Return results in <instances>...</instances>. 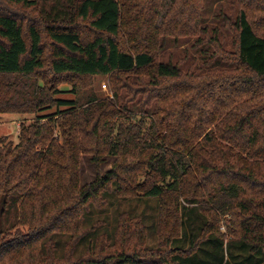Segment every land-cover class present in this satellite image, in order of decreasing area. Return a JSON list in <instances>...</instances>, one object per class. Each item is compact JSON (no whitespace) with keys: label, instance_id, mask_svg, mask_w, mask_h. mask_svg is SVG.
Here are the masks:
<instances>
[{"label":"trees","instance_id":"1","mask_svg":"<svg viewBox=\"0 0 264 264\" xmlns=\"http://www.w3.org/2000/svg\"><path fill=\"white\" fill-rule=\"evenodd\" d=\"M203 1L0 0V115H36L18 143L0 137V264H264V0L224 19L232 50ZM192 37L205 70L160 60ZM95 76L112 98L79 96ZM82 155L98 171L86 185ZM111 194L158 201V244L123 211L76 256Z\"/></svg>","mask_w":264,"mask_h":264},{"label":"rangeland","instance_id":"2","mask_svg":"<svg viewBox=\"0 0 264 264\" xmlns=\"http://www.w3.org/2000/svg\"><path fill=\"white\" fill-rule=\"evenodd\" d=\"M203 18L204 26L209 29V36L217 34L219 29L220 44L229 49L232 48V35L224 26V19L235 16L239 10L237 0H204ZM214 32H213V31ZM206 37V36H205ZM214 45L210 46L213 49ZM162 62L172 61L173 63H181L182 68L187 71L190 68L203 69L201 60V49L197 47V38H169L166 42L165 50L160 55ZM64 93L61 98L75 99L76 95L71 94V85L65 84L62 86ZM79 96L89 97L91 94H97L101 98L111 95L110 77L95 76L92 79L85 81L81 86L77 87ZM112 98V95H111ZM55 109L44 112L49 114L55 112ZM139 116V115H138ZM35 114H1L0 115V137H7L9 141L18 143L19 131L21 124H30L35 120ZM135 120L132 119L131 122ZM115 157H106L105 162L101 166L102 173H106L112 169ZM97 167L89 155L81 157V183L82 185L92 182L97 175ZM108 204L102 208H92L87 214L85 227H91L94 223H103L102 228L90 232L77 246L76 256H81L86 250L90 241L100 233L113 232L116 227V218L120 212H132L135 215H141L144 218L145 225L148 228V244L155 246L158 244L156 233L158 221V201L144 199H121L115 194H111ZM231 215L221 216L220 229L221 232L230 240V225ZM143 264H164L160 258L147 259Z\"/></svg>","mask_w":264,"mask_h":264}]
</instances>
